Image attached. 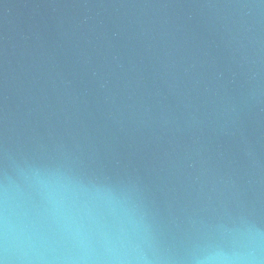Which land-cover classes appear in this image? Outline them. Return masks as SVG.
Wrapping results in <instances>:
<instances>
[{"label":"water","instance_id":"1","mask_svg":"<svg viewBox=\"0 0 264 264\" xmlns=\"http://www.w3.org/2000/svg\"><path fill=\"white\" fill-rule=\"evenodd\" d=\"M0 264H264V0H0Z\"/></svg>","mask_w":264,"mask_h":264}]
</instances>
